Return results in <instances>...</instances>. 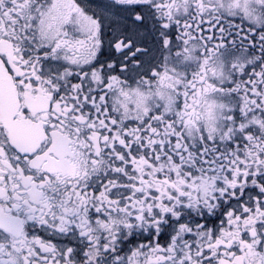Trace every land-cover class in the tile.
Instances as JSON below:
<instances>
[{
  "label": "snow or ice",
  "instance_id": "snow-or-ice-1",
  "mask_svg": "<svg viewBox=\"0 0 264 264\" xmlns=\"http://www.w3.org/2000/svg\"><path fill=\"white\" fill-rule=\"evenodd\" d=\"M0 264H264V0H0Z\"/></svg>",
  "mask_w": 264,
  "mask_h": 264
}]
</instances>
